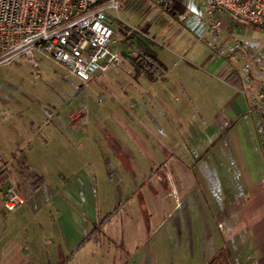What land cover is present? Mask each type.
I'll return each instance as SVG.
<instances>
[{"label": "crops", "instance_id": "obj_1", "mask_svg": "<svg viewBox=\"0 0 264 264\" xmlns=\"http://www.w3.org/2000/svg\"><path fill=\"white\" fill-rule=\"evenodd\" d=\"M161 16L174 31L162 29L163 49L186 43L187 31L202 24L187 28ZM149 26L142 29L146 38L128 33L122 39L137 43L136 57L146 45L167 68L162 79L149 81L150 102L122 96L115 112L81 116L77 124L71 113L4 120L15 136L0 144V264H264V145L248 113L252 84L226 55L224 66L212 70L214 51L200 66L188 61L185 67L176 51L159 53ZM179 66L208 87L200 84V96L187 105L182 80L172 76ZM160 90L171 105L156 111ZM204 94L212 100L208 126L191 134L186 114ZM187 136L197 138L191 143ZM19 162L42 178L36 190L20 185ZM10 185L24 200L13 212L3 207ZM115 209L97 240L84 242Z\"/></svg>", "mask_w": 264, "mask_h": 264}, {"label": "built area", "instance_id": "obj_2", "mask_svg": "<svg viewBox=\"0 0 264 264\" xmlns=\"http://www.w3.org/2000/svg\"><path fill=\"white\" fill-rule=\"evenodd\" d=\"M153 1L171 11L172 0ZM118 6L119 0H0V66L19 57L36 66L37 55H42L83 84L99 80L123 63L115 19L107 13ZM177 20L187 28L205 22L211 35L264 27V0H203L199 12L179 13ZM131 34L146 38L138 28ZM226 58L252 84L248 113L264 145V49L233 35ZM23 202L13 185L5 188V210L16 211Z\"/></svg>", "mask_w": 264, "mask_h": 264}, {"label": "rangeland", "instance_id": "obj_3", "mask_svg": "<svg viewBox=\"0 0 264 264\" xmlns=\"http://www.w3.org/2000/svg\"><path fill=\"white\" fill-rule=\"evenodd\" d=\"M201 1L183 0L186 4V12L191 11L194 6L199 8ZM191 2H193L192 5ZM164 11L166 10L153 0H119L118 9H108L107 13L111 18L115 19L117 37L120 41L122 40L119 43V50L122 53L123 63L116 68L110 69L99 80H92L87 84H83L77 78L68 74L59 64L42 55H37L36 66H31L22 57L0 66V144L11 141L13 139L11 137L15 136L11 134V129L4 123V120L10 117H13L15 120H18L21 116L37 120L43 116L50 115V113H55V116L60 118L71 113L74 116H79L73 121L77 124L81 116L86 117L88 114L93 116L99 113L115 112L116 108H118L116 100L122 96L129 98L143 96L145 100L148 99L147 101L150 102V99L144 94L150 87L149 80L144 76H137L138 78L135 76V70L132 67L135 64L131 65L130 62H134L137 57H130V59L127 57L131 52H138L139 47L137 43L129 44L122 39L123 35L131 34V30L134 28L142 31L150 23L152 30H150L151 27L149 26V33L157 41L156 44H153L155 49L159 53L165 49L176 51V53L182 56L180 59L182 65H188L189 61L194 65L200 66L202 61L214 51V59L216 58L217 60L214 61L212 70L224 66L225 55L231 47L233 35H236L250 46L261 50L264 49V27H246L242 32L230 29L226 33L219 32L216 35H211L206 32L205 22L195 29V32L187 31L190 37L187 38L186 43L177 46L170 44L163 49L160 47L162 41L158 40L161 39L159 34L162 33V29L174 32L172 30L173 27L169 28L168 22L161 16L162 14L168 21H172L170 15ZM153 21H155V26L152 24ZM177 21L180 23L179 20ZM172 56L173 54H171L170 59L174 60ZM206 67H209V65ZM172 76L175 79L179 78L182 80L183 96L181 99L184 100L185 104L188 98L200 96V84L208 89L205 86L204 80L184 72L181 66L173 71ZM136 83L138 84L137 86H135ZM207 84L210 86L209 83ZM134 89L135 91H132ZM163 94L164 91L160 90L157 98L153 99V103H156V105L153 104L156 111L158 108H168V105H171H167L161 100ZM201 100L197 103L198 106H189L191 110L187 111L186 114L185 128L186 132L190 131L191 134H196L197 132L200 135V132H203L208 126V117L212 110V100H210L209 94H204ZM82 107L84 108L83 110H81ZM146 107L151 108L147 105ZM157 113L153 114L156 115ZM92 120L90 121V125L93 124ZM145 121L148 125L152 123L147 122V120ZM109 123L111 122H105L106 128H109L107 126L110 125ZM151 126L152 130H156L153 123ZM167 126L171 128L172 122H168ZM6 133H8V136ZM172 138L169 133L166 140L171 142ZM186 138V141L189 140L193 143L197 137L189 139V136H187ZM14 183L16 184L17 180ZM152 208H154V205ZM134 234H136L135 240H137L139 236H137V233H131L130 237L133 239ZM157 252V256H159L160 249ZM140 256L145 257V251H142ZM141 260H144V258Z\"/></svg>", "mask_w": 264, "mask_h": 264}, {"label": "trees", "instance_id": "obj_4", "mask_svg": "<svg viewBox=\"0 0 264 264\" xmlns=\"http://www.w3.org/2000/svg\"><path fill=\"white\" fill-rule=\"evenodd\" d=\"M185 11L186 10L179 3H177L175 0H172L171 11L167 12L172 18L176 20L177 14L183 13ZM140 45L142 47L143 53L137 58H135L133 62L136 66V74H142L149 81H156L158 79H162L165 73L167 72V68L156 58V55L152 52L149 47L142 43ZM18 164H20V167H18L16 171L20 178V185H29L31 191L36 190L43 183L42 178L34 172H31L26 166L23 165L22 162H19ZM116 210L117 209H115L112 213L107 214L103 219L96 223L93 226L92 231L84 240V242L90 240L96 241L97 235L100 233L101 227L109 221V219L112 217Z\"/></svg>", "mask_w": 264, "mask_h": 264}]
</instances>
